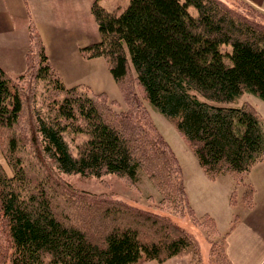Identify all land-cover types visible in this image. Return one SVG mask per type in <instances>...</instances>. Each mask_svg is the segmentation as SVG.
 I'll return each instance as SVG.
<instances>
[{
  "label": "trees",
  "instance_id": "trees-1",
  "mask_svg": "<svg viewBox=\"0 0 264 264\" xmlns=\"http://www.w3.org/2000/svg\"><path fill=\"white\" fill-rule=\"evenodd\" d=\"M91 12L100 39L81 55L105 60L128 107L118 111L104 92L84 85L67 87L30 24L24 73L14 82L0 67V147L13 172L0 164V264L163 263L196 250L192 235L169 217L107 195L81 206L100 210L95 239L68 225L29 176L32 158L49 160L54 174H115L133 184L146 174L161 203L178 200L194 214L181 163L146 117L145 100L176 124L211 180L228 173L241 183L264 158V117L247 101L229 105L246 93L264 102V27L226 0H130L120 14L95 0ZM65 133L88 136L76 155ZM47 184L55 193L56 182ZM250 186L242 199L248 205ZM236 198L234 191L231 203Z\"/></svg>",
  "mask_w": 264,
  "mask_h": 264
},
{
  "label": "rangeland",
  "instance_id": "rangeland-1",
  "mask_svg": "<svg viewBox=\"0 0 264 264\" xmlns=\"http://www.w3.org/2000/svg\"><path fill=\"white\" fill-rule=\"evenodd\" d=\"M226 1L229 5H232L236 11L248 16L250 20L264 27L263 8L257 7L247 0ZM98 3L107 11L120 14L128 7L130 0H98ZM30 5H28V14L31 22L35 24L37 19H42L46 25L49 24L51 27L57 29L59 33V35H57V40L60 41V48L56 51H52L54 52V57L58 59V61H60L61 55H63L68 56L69 61L79 62L76 56L77 51L86 45L99 41L100 35L96 21L91 12L89 0H30ZM251 6L252 10H250ZM190 10L193 13L196 12L194 7H190ZM73 52L76 54L74 55ZM100 60L103 62V69L97 66L96 72H93L94 69H92V66L84 67L82 62L79 70L75 68L76 66L73 67V65L70 64L66 65V68L69 72L74 71L75 75L84 74L85 72L89 73L87 77L84 75L86 80L83 82L89 83L91 87L86 84L80 85L86 86L92 93H100L98 91L105 90L106 92L104 93L107 95L105 101L110 103L114 109L118 111L126 110L128 106L119 85L110 74L106 66L107 64L105 65V60L103 58ZM60 67L66 70L65 66L61 64V61ZM13 79L15 80L14 82H17L18 78L13 77ZM41 86L42 83L38 82L37 89L40 90ZM245 101L254 105L264 117V102L252 94L246 93L239 101L229 105L240 106ZM141 106L144 107L148 120L156 125L158 132L169 143L181 163L185 185L191 194L192 201L198 207L197 212H193L194 214L187 208V205L183 206L181 203H177L178 200H176L175 206L168 201L166 203H161V191L151 183L146 174H142L140 180L134 184L128 179L115 174H104L100 178L82 176L80 174H54V166L49 160L45 158L41 159L44 160L43 162L40 160L45 166L44 169L41 167L40 161L36 162L35 159L32 158L30 161L28 159L29 165L27 166L30 178L37 179L38 183L40 182L42 187H45L44 189L47 195H51L54 198L53 202L57 207V212L67 215L69 218L68 225L84 227L85 230L90 231L91 237L95 239L99 237L101 230L98 225L94 226L92 220L94 221V219H97L94 217L100 214V210L88 212L86 209L82 210L83 207L81 206L84 204L87 205L91 197L100 195H107L109 199L116 198L128 202L137 208L153 212L157 215L167 216L183 227L186 232L191 234L193 239H195L196 250H194V252L170 258L163 263L154 260L145 261L141 264H173L175 260H180L183 263L185 262V264H231L230 259L225 253L227 252L226 243L228 241V235L233 228V224L241 219L245 223L243 224L241 235L248 238L250 243L258 245V254L260 253L261 255L264 252V224L260 221L261 217L255 214L264 210V161L259 165V169H255V172L259 171V177H261L263 181L261 178L257 180L255 186L256 191L251 205H248L246 201L242 200L245 189L251 187L249 174L242 177L241 183H238L233 176L237 202L235 204L231 203V196L234 192L232 191L230 194V205L232 206V214L234 215L232 216L233 221L229 226V221H227L224 216L225 212L220 210L221 214H219L216 211V209L222 207V204L218 201H213V199L220 200V197H222L220 193L223 188L221 182L216 184L211 183L206 177H203L205 178L204 181L200 182L199 176H203L205 172H203L204 170L200 165L197 155L186 139L177 130L176 124L167 119L148 100L142 102ZM65 138L69 143L72 154L76 155L78 145L87 140L88 136L84 133H80L72 137L69 133H65ZM3 158L4 155L0 147V164L3 165L6 173L11 176L13 172L5 158L4 160ZM26 162L27 161H25V164ZM49 178L56 182L55 188L57 189L55 193L47 184ZM222 181H224V179ZM214 185L218 186V188L220 187V190L218 191L213 188ZM204 207L211 210L216 216L212 218L209 214L203 215L202 208ZM253 213L255 216H251ZM195 214L199 219L195 218L196 216L194 217ZM79 216L82 217V219H80ZM255 235L261 237L262 241L257 243ZM224 236L225 239L221 240ZM196 252L197 256L195 255V257H193ZM260 255L256 256L255 260L251 258V263L257 264L260 260ZM192 257L195 260H191Z\"/></svg>",
  "mask_w": 264,
  "mask_h": 264
},
{
  "label": "crops",
  "instance_id": "crops-1",
  "mask_svg": "<svg viewBox=\"0 0 264 264\" xmlns=\"http://www.w3.org/2000/svg\"><path fill=\"white\" fill-rule=\"evenodd\" d=\"M94 1L95 0H89V4L91 7ZM247 1L254 4L257 7L264 9V0H247ZM28 5H30V0H0V67L3 68L12 79L13 77L17 78L26 70V54L30 44L29 26L31 23H33L29 18ZM34 25L36 26L40 34V37L44 43L45 50L50 61H52L53 66L60 73L65 85L68 87H72L75 85L86 84L87 86L91 87L89 83L83 82L84 80H86L85 78L89 73L85 72L84 74L75 75L74 71L69 72L67 70L66 65L70 64L73 65V67L76 66L75 68L79 70L82 65L81 64L82 62L84 67L92 66V69H94L93 72H96L97 66L103 69V62L102 60H100L101 57L94 59H85L82 57L80 50H78L77 54L73 52V54L74 55L76 54L77 59L79 60V62L77 61L75 62V61H69L68 56L61 55L60 61L61 64L65 66L66 70H64L62 69V67H60V61H58V59L54 57V52H53L56 51L58 48H60L59 46L60 41L57 40V35H59L57 29L51 27L49 24L46 25L42 21V19H37ZM84 75L86 77H84ZM98 92H106V91L101 90ZM263 161L264 158L261 162L256 164L249 173V179H250L249 182L251 185H253L255 191H256L255 186L257 180L261 178L259 177V171L255 172V169H259V165H261ZM203 177H206L208 181H210L211 183L216 184L218 182H221V186H223V188L220 191L222 197H220V200L213 199V201L215 202L218 201L219 203L222 204V207L216 209V211L219 214H221L220 210H223L225 212L224 216L227 219V221H229L228 225L230 226L233 221L232 216L234 215L232 214V206L230 205V194L232 193V191H235L234 189L235 181L233 176L224 174L219 176L215 180H211V179L209 180V178L205 175V173H203V176H199L200 182L204 181L205 178ZM223 179L224 181H222ZM261 180L263 181L262 178ZM213 188L217 189L218 191L220 190V187L218 188V186L215 185ZM186 192H187L189 204H191L195 212H197L198 207L192 201L191 194L187 187H186ZM254 213L251 214V216H253ZM202 214L203 215L209 214L210 216H212V218L213 216H216L211 210L207 209L206 207L202 208ZM255 215L260 216L261 217L260 221H262V223L264 224V210L262 212L256 213ZM243 224L245 223L243 222L242 219L239 221L237 220V223L233 224V228L231 229V232L228 235L226 250H227V255L231 261V264H250L252 261L251 258L255 260V257L260 255V253L258 254V245L250 243L248 238L243 237V235H241L243 231L242 228ZM255 238L257 243L262 241V238L259 236L255 235ZM259 259L260 260L257 262V264H263L264 252L260 255ZM173 264H185V262L183 263L180 260H175Z\"/></svg>",
  "mask_w": 264,
  "mask_h": 264
}]
</instances>
